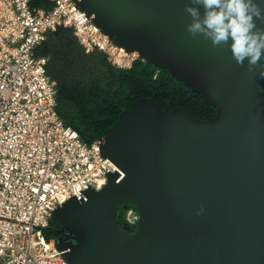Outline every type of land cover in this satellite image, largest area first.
<instances>
[{
  "label": "water",
  "instance_id": "95a60500",
  "mask_svg": "<svg viewBox=\"0 0 264 264\" xmlns=\"http://www.w3.org/2000/svg\"><path fill=\"white\" fill-rule=\"evenodd\" d=\"M73 1L113 43L168 71L215 113L201 120L166 112L146 97L124 111L98 140L101 157L119 171L106 173L101 190L89 187L82 199L52 211L64 231L57 243L62 258L264 264V78L247 71V60L238 65L228 45L213 47L186 31L190 0ZM62 31L69 30L59 27L52 36ZM122 205L136 209L135 225L118 223Z\"/></svg>",
  "mask_w": 264,
  "mask_h": 264
},
{
  "label": "built area",
  "instance_id": "2783aa9c",
  "mask_svg": "<svg viewBox=\"0 0 264 264\" xmlns=\"http://www.w3.org/2000/svg\"><path fill=\"white\" fill-rule=\"evenodd\" d=\"M50 11L32 0H0V264H68L47 240L52 211L83 190H101L119 171L59 117L49 59L34 52L59 27L73 33L87 54L103 52L108 63L131 70L137 52L113 43L73 0H49ZM135 225L137 211L127 213Z\"/></svg>",
  "mask_w": 264,
  "mask_h": 264
},
{
  "label": "trees",
  "instance_id": "16d2710c",
  "mask_svg": "<svg viewBox=\"0 0 264 264\" xmlns=\"http://www.w3.org/2000/svg\"><path fill=\"white\" fill-rule=\"evenodd\" d=\"M31 8L50 11L53 3L32 0ZM59 39L56 47L40 54L49 59L47 72L56 82L59 117L88 145L104 140L123 112L142 97L153 99L166 112L188 113L201 120L214 116V108L168 71L143 60L131 70H119L102 53L87 54L72 32L62 31ZM130 210L136 211L131 205L120 206L117 221L121 226ZM44 233L47 240H58L63 229L50 220Z\"/></svg>",
  "mask_w": 264,
  "mask_h": 264
},
{
  "label": "clouds",
  "instance_id": "9594fccd",
  "mask_svg": "<svg viewBox=\"0 0 264 264\" xmlns=\"http://www.w3.org/2000/svg\"><path fill=\"white\" fill-rule=\"evenodd\" d=\"M261 2L264 0H190L193 6H185L191 17L186 31L211 40L213 47L228 45L238 65L247 60V71H258L264 78V29L256 24L257 20L264 22Z\"/></svg>",
  "mask_w": 264,
  "mask_h": 264
},
{
  "label": "flooded vegetation",
  "instance_id": "af4514ba",
  "mask_svg": "<svg viewBox=\"0 0 264 264\" xmlns=\"http://www.w3.org/2000/svg\"><path fill=\"white\" fill-rule=\"evenodd\" d=\"M61 33L62 32H59L57 35H54V36L49 37V39L45 42L46 45H42L38 49V52L39 53H45L49 49H53L54 47H56L58 45V43L62 41V39H59L60 36H61ZM63 233H64V231H63Z\"/></svg>",
  "mask_w": 264,
  "mask_h": 264
}]
</instances>
